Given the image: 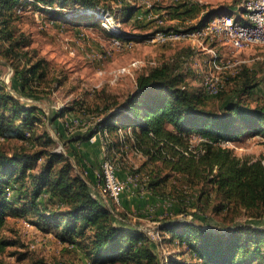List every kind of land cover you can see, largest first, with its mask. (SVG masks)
<instances>
[{"label":"trees","instance_id":"1","mask_svg":"<svg viewBox=\"0 0 264 264\" xmlns=\"http://www.w3.org/2000/svg\"><path fill=\"white\" fill-rule=\"evenodd\" d=\"M32 1L73 22L84 19L101 22L102 15H111L104 7L106 0ZM32 1L0 0V41L6 44L0 54L13 67L20 84V92L15 96L0 82V137L21 139L29 144L42 141L41 137H35L42 112L37 106L25 103L21 96L35 95L33 84L42 81L46 71L44 61L34 59L24 49L28 45L25 36L17 34L12 23L21 4ZM202 7L205 6L179 1L169 10L155 9L182 17L201 11ZM122 10L130 19L137 12L134 5ZM218 12L210 10L189 29L205 25ZM163 26L154 34L175 29ZM110 35L127 41L124 31ZM187 77L170 62L151 67L137 77L135 90L124 102L99 107L98 120L77 139L68 138L67 128L58 123L69 110L56 112L53 124L68 151L49 148L57 145L51 136H45V148L36 151L23 147L10 154L0 150V264H15L1 259L16 244L2 235L10 213L35 217L34 221H27L43 230L53 229L62 241L78 248L92 264H161L157 247L147 231L124 221L125 214L117 217L116 211L92 193L84 174L76 171L72 158L77 156V151L72 143L88 142L96 134L108 142L109 153H114L107 157L119 170L128 168L126 158L130 152L143 157V163L134 172L142 174L146 170L145 176L142 174V180L147 182L143 187L157 198L171 177L170 173L164 175L168 169L196 184L202 183L199 200L211 193L220 197L223 203L216 211L234 206L253 218L264 217V160H242L220 144L236 142L245 134L264 138V99H258L254 106L248 101L263 78L248 66H241L231 79L237 86L235 97H224L222 89L216 96L221 100L216 110L208 107L204 88L191 87ZM193 136L211 141L200 143L203 153L190 151ZM14 193L16 201L12 199ZM180 212L187 213L184 209ZM194 214L191 221L172 215L161 218L164 240L184 247L194 259L193 263L173 255L169 264H264L263 227L254 223L222 227ZM26 257L25 253L20 254L18 262ZM24 264L49 263L39 259Z\"/></svg>","mask_w":264,"mask_h":264},{"label":"rangeland","instance_id":"2","mask_svg":"<svg viewBox=\"0 0 264 264\" xmlns=\"http://www.w3.org/2000/svg\"><path fill=\"white\" fill-rule=\"evenodd\" d=\"M150 1L155 7H163V9L179 1H185L190 6H205L201 11L183 14L182 17L168 13V19L163 27L175 29L196 25L210 10H218L220 13L234 9L238 4V0ZM104 2L105 9L111 14L106 16L112 20L111 22L119 25L125 32L127 41L132 42V46L128 49L119 51L112 46L113 37L105 25L107 23L109 26L104 15L101 16V22L90 19H84V22H73L60 17V14L52 13L48 6L35 4L33 1L26 5L21 4L12 25L17 34L25 36V44L28 45L24 49L29 52V56L43 60L46 71V77L33 84L35 95L21 96L25 103L37 106L42 112V122L38 124L35 135L36 138L41 137L42 141H31L29 144L21 139L0 137V150L10 154L14 151H21L23 147L27 151H36L45 148L43 142L47 138L44 137L51 136L57 145L49 146V148L56 150L61 147L63 151H68V147L61 142L60 135L53 124L56 112L69 110L64 117L58 119V123L67 128L68 138L77 139L79 134H85L98 120L99 107L124 102L127 96L135 90L137 77L162 62H170L186 73L188 84L191 87H203L204 75L209 70L210 54L208 51L189 41L148 42L147 37L154 35L160 25L150 19L142 7L135 6L137 12L130 19L123 15L122 10L126 6H133L130 0H106ZM168 10L165 11L168 12ZM237 14L234 12L235 17ZM239 18L243 19L242 15ZM3 46L6 47V44L0 41V49ZM216 49L225 63L241 61L263 78L262 84L248 101L254 106L258 99H264V47L253 45L241 51H232L229 46L220 44ZM257 57L258 59H255ZM241 66L233 65L221 74L224 81L222 95L227 96L228 99H233L236 95L237 86L231 79ZM0 82L5 83L8 89L18 96L20 84L13 67L3 53L0 54ZM207 99L209 108L219 109L221 100L218 97L207 94ZM101 138L102 147L96 149L95 157H100L98 156L100 153L103 154V147L107 154L112 155L114 152L109 153L108 142L104 137L101 136ZM190 141L193 151L201 153L200 137L193 136ZM72 144L79 149L80 145L77 142ZM226 147L232 150L234 156L242 160H264V138L258 135L245 134L236 142H226ZM78 154L77 152L75 158ZM75 158L73 157L72 161L76 171H81L78 169ZM126 159L128 168H121L119 172L136 178L133 182L139 186L147 183L146 179L142 180V174L145 176V169L142 174L134 172L143 163V157L130 152ZM164 173V175L170 173L171 177L167 183L163 184L162 192L156 198L164 202L162 206L171 209H167L168 213L169 211L172 213L162 214V212L159 213L160 216L172 215L174 218L183 219V216L195 213L194 216L199 215L204 220L208 219L211 223L222 227L236 223H254L264 228V217L253 218L234 206L218 212L215 208L223 202L215 193L203 196L199 200L202 183L197 182L196 184L186 176L178 175L168 169H165ZM15 196L14 193L12 199ZM19 203L18 209L21 207V202ZM117 208V217L122 218L121 215L125 214L128 221L146 231H149L155 222H163L162 217L156 216L151 210L143 212L142 209L143 211L127 214ZM181 209L187 213H181ZM27 219L34 221L35 217L24 218L8 214L2 235L6 239L15 241L16 244L9 247L1 257L4 262L24 264L42 259L49 264H92L78 248L70 247L68 242L62 241L53 229L43 230ZM28 222L33 227L28 226ZM206 226L211 227L207 224ZM155 246L161 264L162 262L169 264V258L173 255L179 259L192 260L191 262L194 263V259L185 252L184 247H176L167 239ZM22 253H25L27 257L18 262V257Z\"/></svg>","mask_w":264,"mask_h":264},{"label":"built area","instance_id":"3","mask_svg":"<svg viewBox=\"0 0 264 264\" xmlns=\"http://www.w3.org/2000/svg\"><path fill=\"white\" fill-rule=\"evenodd\" d=\"M130 2L136 7H142L149 18L155 20L159 25H164L166 23L168 12L162 9L156 10L154 4L151 3L150 0H130ZM234 12L238 13L236 17ZM241 15L243 19L239 18ZM105 18L109 26H107V23L105 25L111 33L117 35L122 32L119 25L111 22L112 20H110L108 16H105ZM112 18L113 17H111V19ZM147 41L151 43L189 41L208 51L210 54V59L208 61L209 70L204 75L203 87L206 94L217 96L224 87L221 74L225 69L233 65H240L241 61L225 63L216 47L222 44L229 46L232 51H241L253 45L264 47V0H238V4L234 9H229L214 15L201 27L193 29L179 28L157 32L154 35L148 36ZM112 46H114L115 50L122 51L131 47L132 42L124 41L115 36L113 37ZM96 139L97 134L90 140L91 142H95ZM200 140V142H211L202 137H200ZM220 144L226 146V142ZM189 149L195 153L192 145ZM200 150L202 153L204 152L202 147ZM103 152L104 159L101 168L96 173V177L98 186L104 195V202L114 212L116 208H119L121 205L122 195L125 191L127 181L119 177V166L110 157H107L104 147ZM186 154H188V152H186ZM127 179L129 182L136 180V178L129 175ZM183 219L191 221L193 220V215H185ZM27 225L33 227L29 222ZM161 227L162 224L160 222H155L154 226L147 231L150 239L157 245L164 240ZM162 264H164V262H162Z\"/></svg>","mask_w":264,"mask_h":264},{"label":"crops","instance_id":"4","mask_svg":"<svg viewBox=\"0 0 264 264\" xmlns=\"http://www.w3.org/2000/svg\"><path fill=\"white\" fill-rule=\"evenodd\" d=\"M255 59H258V57ZM240 65L247 66L245 63H241ZM101 141H102L101 135L97 134V139L95 142H91V140L88 142H82V143L78 142L77 144L80 145V147H78L79 149H76L73 146V144L72 146L79 153L78 157L75 158L78 163V169L81 170V172L83 171L86 178L89 180L92 193L97 198L103 200L104 195L102 193V190L98 186L96 173L101 168V164L104 159V152L103 154L100 153L99 155L97 153V155L100 157H95L96 149L98 150V147L99 148L102 147ZM119 177L122 180L127 181V184H126L125 191L122 195L121 205L117 210H122L127 214H129L130 212L137 213L139 210L140 211L144 210L143 212H145V210H151L152 212H155L156 216H160L159 213H162V212H163L162 214H164V212L165 214L172 213V211H169L168 213L167 209H170V208H165V206H162L164 202L157 200V198L153 196L150 192H148L143 187V185L139 186L135 184L134 182H129L127 179L128 174L120 173ZM160 217H162V215ZM124 221L130 222L125 219Z\"/></svg>","mask_w":264,"mask_h":264},{"label":"water","instance_id":"5","mask_svg":"<svg viewBox=\"0 0 264 264\" xmlns=\"http://www.w3.org/2000/svg\"><path fill=\"white\" fill-rule=\"evenodd\" d=\"M54 127H55V125H54Z\"/></svg>","mask_w":264,"mask_h":264}]
</instances>
